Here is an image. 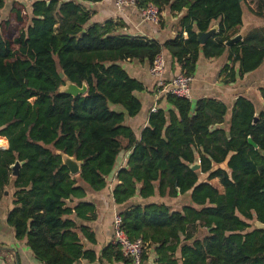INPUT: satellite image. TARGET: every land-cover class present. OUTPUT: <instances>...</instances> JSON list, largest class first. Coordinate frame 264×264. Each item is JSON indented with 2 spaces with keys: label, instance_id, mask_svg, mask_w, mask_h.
Returning a JSON list of instances; mask_svg holds the SVG:
<instances>
[{
  "label": "trees",
  "instance_id": "obj_1",
  "mask_svg": "<svg viewBox=\"0 0 264 264\" xmlns=\"http://www.w3.org/2000/svg\"><path fill=\"white\" fill-rule=\"evenodd\" d=\"M101 1L11 0L2 17L7 0H0V149L7 147L0 150V200L12 187L7 224L15 238L41 264L127 260L113 243L99 256L81 243H95L78 223L95 207L80 201L114 179L117 206L136 195L188 201L177 210L150 203L119 214L127 237L145 247L142 263L152 250L155 264H264V231L251 226L264 224V113L241 97L226 118L215 100L192 104L161 93L135 132L129 120L141 114L137 95L145 88L123 68L127 61L150 67L165 54L192 76L200 56L227 53L229 33L246 15L264 16V0H256V11L247 0H136L137 9L183 12L176 36L163 43L120 34L113 20L93 23L91 5ZM214 25L217 34L201 46L196 32ZM231 47L227 83L235 80V65L242 78L263 64L264 28ZM66 81L84 84L86 94L60 95ZM58 153L82 162L79 175H70ZM17 161L23 165L12 177ZM199 231L206 234L201 239Z\"/></svg>",
  "mask_w": 264,
  "mask_h": 264
},
{
  "label": "crops",
  "instance_id": "obj_2",
  "mask_svg": "<svg viewBox=\"0 0 264 264\" xmlns=\"http://www.w3.org/2000/svg\"><path fill=\"white\" fill-rule=\"evenodd\" d=\"M250 7L256 11V0H247ZM94 12L92 17L93 23H102L106 20H113L121 26L119 33L128 36H140L150 40L163 43L166 40L176 36L179 28L178 23L183 13L171 15L163 12L161 18L165 19L163 24L153 26L141 21L138 9L124 8L117 10L113 6L112 0H102L100 3L91 5ZM169 20H166V19ZM161 21V20H160ZM217 26V25H214ZM213 27V26H212ZM211 27V28H212ZM264 28V16L254 17L246 15L245 22L241 27H237L229 33V41L237 36H240L242 41L244 36L253 29ZM186 40L187 34H183ZM227 46V53L221 58L204 59L202 56L196 64L195 71L192 75V83L190 85V99L192 104L202 99H212L225 105L227 117L231 114L234 105L238 98H245L250 101L255 107L256 113H264V99L261 95V89L264 87V61L263 64L255 71L238 77L237 65H235V80L227 83V73H224L226 66H231V62L226 58L232 52L233 45ZM202 46V45H201ZM167 61V67L161 75V80L164 86H168L171 79L181 73L179 66L174 64L169 56L163 54ZM123 68L128 74L141 83L145 91L137 95L143 105V110L140 115L129 120V125L135 132H140L146 126V112L156 108L157 100L160 97V89L156 88V79L149 75V66L147 64H139L136 61H127L123 64ZM225 118V119H226ZM256 120V119H255ZM228 127V120L221 128ZM7 148V147H6ZM5 148V149H6ZM0 149V150H5ZM123 165L121 162L120 166ZM119 166V167H120ZM115 184L114 179L111 180L106 190L100 193L87 192L85 199L80 202L92 204L95 207L93 217H89L86 222L79 221L78 223L87 226L94 233L95 243H89L82 238L81 243L85 250L94 252L97 256L109 245H112V221L115 215L120 214L127 208L134 205H146L150 203H165L172 207L173 210L180 209L185 205V197H179L175 200L160 199L152 197L142 200L138 195L133 197L127 204L117 206L112 198V188ZM212 184L222 192V187L217 180H213ZM6 195L0 200V264H41L39 263L26 245V241H19L15 238L14 230L7 224V216L12 210V187L6 188ZM76 201L75 203H78ZM79 264H132L129 259L103 262L96 261L88 263L80 261ZM142 264H155V255L152 250L148 253V259Z\"/></svg>",
  "mask_w": 264,
  "mask_h": 264
},
{
  "label": "built area",
  "instance_id": "obj_3",
  "mask_svg": "<svg viewBox=\"0 0 264 264\" xmlns=\"http://www.w3.org/2000/svg\"><path fill=\"white\" fill-rule=\"evenodd\" d=\"M113 6L117 10L124 8H135L136 0H112ZM141 21L153 26H158L161 20V13L158 7L149 4L144 9H138ZM166 69L165 59L163 56H157L152 65L149 67V75L156 79V88L160 89L161 93H167L179 99H190V85L192 76H187L184 73L175 75L168 86H164L161 80V75ZM153 108L151 112H155ZM112 241L115 246H118L123 257L129 259L132 264H142V256L145 247L141 240L131 241L125 234L122 227V219L119 214L115 215L112 221Z\"/></svg>",
  "mask_w": 264,
  "mask_h": 264
},
{
  "label": "water",
  "instance_id": "obj_4",
  "mask_svg": "<svg viewBox=\"0 0 264 264\" xmlns=\"http://www.w3.org/2000/svg\"><path fill=\"white\" fill-rule=\"evenodd\" d=\"M241 2V0H238ZM218 32V26H213L210 28L207 32H196L197 35V42L200 45H204L209 39H211L213 36H215ZM241 39L240 36L235 37L234 39L228 41L226 43L227 46H230L236 42H238ZM60 79H63V74L59 75ZM87 92L86 86L83 84L82 87H77L76 85L72 84L69 81H66L65 84L59 88L58 93L60 95H67L72 98H76L78 96H84ZM1 143V142H0ZM249 144L253 148H257V146L249 139ZM7 146V145H6ZM58 155L61 157L62 164L69 170V173L72 177H75L79 175L80 167L82 165V162L77 161L74 158H71L67 155H63L58 153ZM264 156V153H262ZM23 165V163L15 162V164L11 167L12 170V177H16L19 174V168ZM190 169L193 171H196L199 169V163H195L192 166H190ZM253 228L256 230H263L264 231V224H261L259 222H253Z\"/></svg>",
  "mask_w": 264,
  "mask_h": 264
},
{
  "label": "rangeland",
  "instance_id": "obj_5",
  "mask_svg": "<svg viewBox=\"0 0 264 264\" xmlns=\"http://www.w3.org/2000/svg\"><path fill=\"white\" fill-rule=\"evenodd\" d=\"M10 3H11V0H7V3H6V7H5V9L1 12L2 14H1V16L2 17H6V14H7V11H8V9H9V5H10ZM175 15V14H174ZM175 16H177V15H175ZM170 19V18H169ZM168 18L166 19V20H169ZM165 22V19L162 17L161 18V21H160V23L159 24H163ZM0 148H2V146H0ZM187 199L185 198V204H187ZM251 226H252V228H253V223L251 224ZM206 234H205V232L204 231H199L198 232V234H197V238L198 239H201V238H203L204 236H205Z\"/></svg>",
  "mask_w": 264,
  "mask_h": 264
},
{
  "label": "flooded vegetation",
  "instance_id": "obj_6",
  "mask_svg": "<svg viewBox=\"0 0 264 264\" xmlns=\"http://www.w3.org/2000/svg\"><path fill=\"white\" fill-rule=\"evenodd\" d=\"M183 13V12H182Z\"/></svg>",
  "mask_w": 264,
  "mask_h": 264
}]
</instances>
